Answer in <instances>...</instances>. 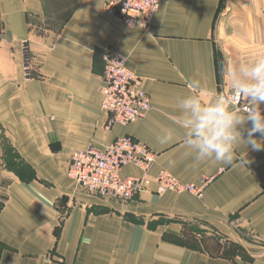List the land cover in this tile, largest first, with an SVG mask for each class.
I'll list each match as a JSON object with an SVG mask.
<instances>
[{
    "label": "crops",
    "instance_id": "crops-1",
    "mask_svg": "<svg viewBox=\"0 0 264 264\" xmlns=\"http://www.w3.org/2000/svg\"><path fill=\"white\" fill-rule=\"evenodd\" d=\"M109 1L0 0V264H264V150L239 141L230 165L197 161L181 107L230 92L227 67L264 56V26H214L222 0H166L147 29L129 28L105 12ZM108 46L151 103L143 119L109 130L100 109ZM123 136L156 154L151 179L203 181L202 193L158 195L152 182L120 203L77 188L70 154Z\"/></svg>",
    "mask_w": 264,
    "mask_h": 264
},
{
    "label": "built area",
    "instance_id": "built-area-1",
    "mask_svg": "<svg viewBox=\"0 0 264 264\" xmlns=\"http://www.w3.org/2000/svg\"><path fill=\"white\" fill-rule=\"evenodd\" d=\"M166 0H112L105 4L109 16L118 17L126 27L147 29L159 6ZM27 59V58H26ZM101 111L106 115L105 129L115 125L127 126L143 119L151 110L148 94L142 88V80L127 66V58L112 46L103 50ZM29 68V62H25ZM223 98L226 107L245 115L248 105L244 98L237 101L230 92H220L216 101ZM261 113L263 111L260 108ZM156 154L145 144L123 136L103 149L89 145L87 149L74 151L69 156L67 177L84 193L102 200L130 202L142 193L151 192L154 182L156 193L167 191L200 195L204 182L182 184L166 171H159L153 179L149 171ZM132 165L140 170L138 176H122V170Z\"/></svg>",
    "mask_w": 264,
    "mask_h": 264
},
{
    "label": "clouds",
    "instance_id": "clouds-1",
    "mask_svg": "<svg viewBox=\"0 0 264 264\" xmlns=\"http://www.w3.org/2000/svg\"><path fill=\"white\" fill-rule=\"evenodd\" d=\"M225 75L232 96L237 101L242 97L254 107H247L246 114L241 115L230 110V106L226 107L223 98L208 106H204L199 97L184 99L181 104L185 110L182 126L188 130L183 142L194 150L197 161L211 158L230 165L234 160V145L239 141L252 151L264 150V114L259 108L264 104V56L251 62L232 64L227 67ZM194 82L199 83L193 80L191 84ZM248 123L251 127L247 128L245 135L241 126ZM170 139L171 136L161 142Z\"/></svg>",
    "mask_w": 264,
    "mask_h": 264
},
{
    "label": "rangeland",
    "instance_id": "rangeland-1",
    "mask_svg": "<svg viewBox=\"0 0 264 264\" xmlns=\"http://www.w3.org/2000/svg\"><path fill=\"white\" fill-rule=\"evenodd\" d=\"M214 26H264V0H222ZM179 240L188 244L197 243V239L186 237ZM217 250L225 253L229 249L223 247Z\"/></svg>",
    "mask_w": 264,
    "mask_h": 264
}]
</instances>
